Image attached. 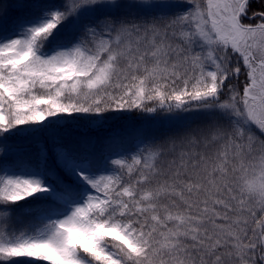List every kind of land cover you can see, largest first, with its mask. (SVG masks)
I'll return each instance as SVG.
<instances>
[{
    "label": "snow or ice",
    "instance_id": "snow-or-ice-1",
    "mask_svg": "<svg viewBox=\"0 0 264 264\" xmlns=\"http://www.w3.org/2000/svg\"><path fill=\"white\" fill-rule=\"evenodd\" d=\"M0 264H264V0H0Z\"/></svg>",
    "mask_w": 264,
    "mask_h": 264
},
{
    "label": "trees",
    "instance_id": "trees-1",
    "mask_svg": "<svg viewBox=\"0 0 264 264\" xmlns=\"http://www.w3.org/2000/svg\"><path fill=\"white\" fill-rule=\"evenodd\" d=\"M86 122L81 121L79 123V130L84 131ZM144 126L149 128L157 133H162L167 128V122L162 120L159 117L152 118L150 114H137L133 113L131 115H127L124 118L117 120H110L107 124H105L102 128L98 130H89V134L92 136H104L113 131H122L127 128ZM27 219V217H25Z\"/></svg>",
    "mask_w": 264,
    "mask_h": 264
}]
</instances>
